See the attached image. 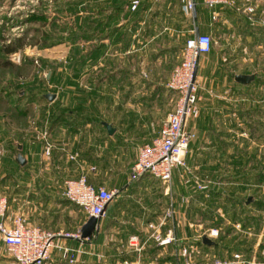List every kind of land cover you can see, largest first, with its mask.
I'll use <instances>...</instances> for the list:
<instances>
[{
	"label": "rangeland",
	"instance_id": "374dc122",
	"mask_svg": "<svg viewBox=\"0 0 264 264\" xmlns=\"http://www.w3.org/2000/svg\"><path fill=\"white\" fill-rule=\"evenodd\" d=\"M109 1L0 0V196L6 200L8 217L18 212L27 224H36L53 231L79 230L86 215L62 196V180L70 177L64 166H76L78 162L80 165H77H82V171L89 181L105 186L106 182L120 184L126 179L137 146L141 144L140 140L135 142V137L140 136V133L135 134L138 112L154 106L151 115L154 114L159 126L175 102L176 93L166 88L165 80L171 68L180 60L184 39L191 33V12L182 9L181 0H165L150 7L143 2L133 12L128 7L129 0H123L122 13L121 10L118 12L119 18L115 22L118 29L124 32V45L110 36L104 39L102 53L95 61L83 58L85 50L90 48L96 38H83L81 27L79 31L76 27L81 20H74L73 11L82 16L92 8L93 12L89 15L101 19L111 10ZM101 5L105 6L104 11H94V7L99 9ZM138 9H141V14L135 17ZM143 9L146 10L143 12ZM163 15L169 16L166 22ZM163 26L169 28L164 29ZM73 31L79 32L74 41L71 38ZM154 33L157 35L151 39L150 35ZM8 44L14 46L13 51H5ZM73 52L78 55H73ZM80 57L84 59L82 63H79ZM205 59L208 61V56ZM218 67L210 70L208 63L203 73L195 74L199 96L197 107L198 101H214L220 97L225 101L224 105L216 109L210 107L202 123L224 126L231 123L228 120L233 117L238 124L262 126L258 131L264 137V72L261 73L260 81L247 91L250 96L249 107L241 115V102L231 101L232 98L224 99L237 88L231 77V69L226 68L225 64H219ZM98 78L97 86L95 83ZM44 92L57 93L58 103L53 105L54 101L47 100L43 96ZM21 93L24 96L21 97ZM28 97L31 99L28 100ZM81 99L83 108H72ZM28 103L31 105L30 111L22 117L17 108L21 109ZM68 107L83 117L78 118L77 123H72L79 127L75 132L64 134L67 136L64 144H59L58 137L61 134L51 130V108ZM198 116L199 108L197 115L187 119V127L190 128V118L197 119ZM87 120L89 124H85ZM102 120L109 121L113 126L111 133L106 132ZM253 132L257 137L258 133ZM46 142L50 144L48 153L44 151ZM16 144H20V150ZM251 146V152L255 149L256 154L264 155L263 146L260 150L254 143ZM17 151L24 157L22 165L14 160ZM225 158V154L219 156L220 164L216 167L227 174L230 171ZM256 160H251L250 168L253 171L256 170L253 167L257 164ZM181 169L183 171L179 172L185 171L187 174L194 171L188 164L186 169ZM138 178L134 181H138ZM177 179L171 183L169 202L163 195L157 203L162 204V209L170 203L175 210L168 221L175 232L179 231L175 223L179 206ZM254 181L251 179L250 186L242 190L240 181L235 184L220 180V186L224 187L223 194L212 204L220 209L212 207L211 211H203L202 216H197L202 220L201 233L209 236L208 230L213 227L217 229V234L212 237L223 234L225 240L231 239L239 244L244 240L243 247L242 243L240 249L232 251L241 252L248 260L245 264H264V247L258 245L264 241V209L259 208L255 201L238 206L235 199L233 202L229 198L233 197L230 193L226 195L233 186L234 197L239 200L242 201L243 196L249 193L264 202V187H255ZM160 184L164 189L165 184ZM131 215L124 214L123 222L130 221ZM242 222L246 224L244 231L241 230ZM96 230L79 245L82 251L78 252L74 262H65L59 250L53 247L48 258L50 264H126L98 260ZM55 241L60 242L59 238ZM66 243L78 246V241L73 238ZM0 246V253L6 255L4 262L14 264L4 245ZM229 251L220 248L219 255L227 257Z\"/></svg>",
	"mask_w": 264,
	"mask_h": 264
},
{
	"label": "crops",
	"instance_id": "0c3cea01",
	"mask_svg": "<svg viewBox=\"0 0 264 264\" xmlns=\"http://www.w3.org/2000/svg\"><path fill=\"white\" fill-rule=\"evenodd\" d=\"M162 1L165 0H140L138 8L141 7L140 4L143 2L150 7L158 2L162 3ZM233 1L235 4H240L242 2V0ZM259 3L261 7H264V0H259ZM182 9L186 10L184 5H182ZM145 10L146 9H143V12ZM214 10L217 15L215 19H211L209 10L200 0H196L193 13H191L192 27L197 28L198 32L208 33L211 38L210 50L198 56L195 74L197 76L198 72L199 74L203 73L208 63L210 70L214 67L219 68V64H225L226 68L231 69V77L235 88H237L236 91L231 92V94L227 95L224 99L227 100L228 98H232L231 101L241 102L243 108H240L242 112L239 113L242 115L244 113L243 111L248 110L249 107L248 103L250 101V96H248L249 92L247 91L250 89L251 85H255V82L260 81L261 73L264 72V26L255 22H250L247 20L245 13L236 10L232 5H216ZM140 14L141 9H138L135 17H138ZM162 17H164V15ZM166 18H169V16L164 17L165 22ZM163 27L164 29L169 28L168 26ZM156 35L157 33H154L150 35V38L152 39ZM167 45L171 47L169 44ZM207 56L209 62L205 59ZM238 72L253 73L254 75L248 82L241 83L234 80L232 76L234 73ZM53 93V98H56L58 96L57 93ZM201 96L202 95H200V97ZM211 101L215 102V104ZM199 102L200 101H198V118H190V128L194 132V137L190 140L188 151L184 157L186 165L192 166L194 171L187 174L185 171L179 172L180 170L183 171V169H181L183 167H175L173 169L174 171H172L170 181L168 185H164V189L160 186V181L148 173L138 176V181H128L126 175V179L120 184L106 182L107 187H115L117 191L113 198L107 203L104 214L97 219L96 245L98 260L127 262L126 264H178L182 260L180 248L181 246H185L187 248V256L195 264H201L208 259V257L218 256L220 248H223L219 243L212 245V242L208 244L200 242L199 239L204 233L199 231L202 220L201 217L198 218L197 216V214L202 216L201 213L203 211H211L212 207L216 208L212 206V204L216 199L220 198L221 194H223L222 189H224L223 186H220V180L232 181L235 182V184H239L240 181L239 187L242 190L250 186L251 179L256 181V183L254 181V184H256L254 185L255 187H264V179L258 178L256 180L254 176L256 170L253 171V169L250 168L251 160L257 159L256 161H264V155L261 156V153L256 154L255 149L252 151L254 152L253 155L250 156L252 143H254V146H257L258 150H260L261 146L264 147V137L260 131H258V129L263 127H251L247 124H238L234 121L233 117H230L228 120V122L231 121V123L224 126H216L209 123L203 124V117L210 112L208 111L210 107L216 109L224 105L225 103L223 102L225 101L220 97V99L215 98L214 101L209 99L208 102H200V104ZM246 105H248L247 108L244 107ZM153 108L154 106H149L148 110L138 112V120L135 121L137 128L135 134L140 133V136L138 135L139 137H135V142L138 140H140V143L149 141L158 134L164 120L158 126V120L155 121L154 114L151 115V109ZM80 117H83V115L76 111L60 114V120L51 126V130L53 129L55 134H61V136L58 137L59 144H64V139L67 137L64 134H68L72 131L75 132L76 128L79 127H76V124L72 123H77V119ZM102 122L109 123V121L107 122L104 120H102ZM85 124H89L88 120ZM253 130L258 133L257 137L253 134ZM66 154L68 153H65V155ZM223 154L226 155L225 164L229 166L230 172L227 174L221 170L220 167H216L220 164L219 156ZM77 164L80 165L78 162ZM77 164L76 166H64L66 174H69L70 177H76L79 173L84 172L82 171V165L78 166ZM239 166L241 167L239 168ZM173 179H177L179 183V206L176 209L177 215L175 222L177 229H179L178 232H175L172 224H168L169 217H164V211L167 207L171 206L170 203L167 207L163 208L164 210L161 208V203L157 204L159 199H162L163 195L168 198L169 202ZM203 179L208 180L206 188H198L197 182ZM209 187L218 190V193L211 196L210 192L207 190ZM232 190L233 186L231 190L226 192V195L231 194V196H233L232 198L238 199V197H234V191ZM246 195L247 199L242 202L243 204H249L251 202L250 199L252 195L249 193H246L245 196ZM137 197L139 198L136 201ZM252 198L254 197L252 196ZM139 199L140 202H138ZM257 206L264 209L260 204H257ZM216 209H220V207ZM130 213L133 214L131 215V220L124 223L122 216ZM174 213L175 210L173 209V215ZM148 223H151L153 228L162 235L170 228L174 240L168 244H158L149 236L153 228L150 227ZM241 224L243 225L245 223L242 222ZM245 226L246 224L241 226L242 231H244ZM131 234L137 235L138 245H140L139 249H133L128 245V236ZM208 237L211 240L215 238L212 236ZM70 239L71 238H59L61 242H69ZM243 241L244 240L241 241V244ZM0 244L3 245L1 240ZM243 245L244 243L242 247ZM247 247L248 246H246V248ZM4 256L6 255L0 253V264H6L4 262ZM220 256L221 255L218 257ZM57 259L55 261H57ZM53 264H58V262H54Z\"/></svg>",
	"mask_w": 264,
	"mask_h": 264
},
{
	"label": "built area",
	"instance_id": "2783aa9c",
	"mask_svg": "<svg viewBox=\"0 0 264 264\" xmlns=\"http://www.w3.org/2000/svg\"><path fill=\"white\" fill-rule=\"evenodd\" d=\"M140 0H129L128 7L133 10ZM185 9L192 13L196 0H181ZM209 10L211 19L216 18V5H232L236 10L245 13L247 20L264 26V7L259 0H242L235 4L233 0H200ZM210 35L206 32H195L191 29L183 42L180 60L171 68L166 80L167 89L176 93L175 102L167 112L162 126L156 136L149 141L138 145L136 155L131 162L127 180L132 181L144 173L157 178L168 185L172 169L181 166L187 168L185 154L188 151L189 142L194 136L192 129L187 127V119L198 113L197 100L199 98L196 87L195 71L198 56L210 50ZM50 144L46 142L45 153H48ZM207 179L197 182L198 188H206ZM117 189L107 187L101 183L88 181L84 172L76 177H65L62 180V196L69 202L77 205L87 216L92 215L97 219L104 214L107 203L113 198ZM173 214L171 206L164 211V217ZM153 228L151 223H148ZM217 234L216 228H209L208 235ZM158 244H168L174 240L170 228L162 235L154 228L149 233ZM58 238H73L78 241V246L68 245L66 242H57ZM87 238V237H86ZM86 238L79 236V230L69 232L60 230H48L36 224L24 222L22 214L15 212L10 217L6 214V200L0 196V240L5 249L12 256L14 264H50L49 255L53 247H56L63 260L72 263L78 252L82 251L79 245ZM127 243L133 249H139L136 234L128 236ZM182 260L178 264H195L187 256V248L181 246ZM248 260L241 252L233 251L227 257L212 256L201 264H245Z\"/></svg>",
	"mask_w": 264,
	"mask_h": 264
},
{
	"label": "trees",
	"instance_id": "16d2710c",
	"mask_svg": "<svg viewBox=\"0 0 264 264\" xmlns=\"http://www.w3.org/2000/svg\"><path fill=\"white\" fill-rule=\"evenodd\" d=\"M80 3H81V1H80ZM109 3L111 4L110 5L111 10L108 13H106L104 15V17L101 18V19L100 18H94L93 15H89L90 12H93L92 11L93 10L92 8L85 12L87 14L82 15V16H78L76 14V12L73 11V14H74L73 15V18H74V20H77V19L78 20H81L80 25H77L76 27H77V30L78 31H79V28L81 27V30L83 31V38L89 39L91 36H95V38H96L95 39L96 41L94 43L90 44L91 45L90 48H88V49L85 50V53L82 56L83 58L88 57L89 59H92L93 61H95L98 58V56L102 53V50H103L104 45H105L104 39L105 38H109L110 36H112L114 39L120 40L122 42V45H124V42L122 41L123 38H124V36H123L124 35V32H122V30H119L118 29L117 22H115V20L119 18L118 12L121 10V13H122V9L124 7L123 6L124 2H123V0H110ZM98 4H100V3H98ZM101 4H103V3H101ZM88 5H89L88 8H90V4H88ZM72 8H74V6ZM94 8H95L94 11L98 10V12L99 11H104V9H106L105 6H102V5L99 6V9H97V7H94ZM137 8H138V5L132 11L134 12L135 10H137ZM85 10L86 9H84V11ZM123 14H125V11L123 12ZM78 31H73L72 32L71 38H72L73 41H74V38H76V36L79 34ZM13 50H14V46H12L11 44H8V45L5 46V51L6 52H10V51H13ZM73 55H78V54H76L75 52H73ZM82 57H80L79 63L80 62L81 63L83 62L84 59ZM77 60L75 62L76 64H78L77 63ZM6 64H7V62L4 63V65H6ZM72 65H74V63ZM98 81H99V78H98V80L95 83V84H97V86H98ZM68 82H69V80H68ZM70 82L72 83L73 81H70ZM46 93H48V92H44L43 93V96L47 100L54 101L53 102V105H54V103L55 104L58 103L57 102L58 101V98H57L58 96L56 98H53V99H48L47 96H46ZM49 93H53V92H49ZM22 96H24L23 93H21V97ZM30 99L31 98L28 97V100H30ZM4 100H5V98H4ZM82 100L83 99L79 100L77 102V106L72 107V108H74V109H82L83 108V106L81 105L82 104V102H81ZM30 107H31V105H30V103H28L26 105H23V107H21V109H18L17 108V111H18L19 114H21L22 117H24L30 111V109H29ZM72 108H69V107L68 108H51V112H52L51 126L54 125L58 120H60V114H63V113H66V112H74V111H76V110H74ZM251 110H253V109H251ZM88 120H90V118ZM101 123L103 124L102 121H101ZM103 126H104V124H103ZM16 148L18 150H20V148H21L20 144H16ZM17 152H19V151H17ZM253 153L254 152H251L250 156H252ZM14 160L16 162H18L15 159V157H14ZM22 164H20V165H22ZM240 167L241 166H239V168ZM253 167L256 168V171H255V174H254L255 179L256 180L258 178H263L264 179V161L263 162L257 161V164L256 165H253ZM207 190L210 192V195L211 196L218 193V190H214L213 187H209V188H207ZM229 198H231L232 200L234 199L232 197H229ZM64 199H66V198H64ZM246 199H247V195L243 198L242 201L239 200V199H235V202H237L238 205H241L242 202H244ZM250 201H252V202L255 201L256 204H260L262 207H264V202H262L260 199L252 198ZM233 202H234V200H233ZM204 213L202 212L201 215L204 214ZM243 225H245V224H243ZM243 225L241 224V226H243ZM199 240L203 244L204 243L205 244H208L206 242H203L202 241V238H200ZM211 241H212V245H216V244L219 243L221 245V247L226 248V249L230 250L231 252H233L232 251L233 249H236V250L240 249V244L239 243L232 242L231 239L225 240L223 234H220L219 237L216 236ZM258 245L260 246V248H263L264 247V241L259 242Z\"/></svg>",
	"mask_w": 264,
	"mask_h": 264
},
{
	"label": "water",
	"instance_id": "95a60500",
	"mask_svg": "<svg viewBox=\"0 0 264 264\" xmlns=\"http://www.w3.org/2000/svg\"><path fill=\"white\" fill-rule=\"evenodd\" d=\"M193 13V11H192ZM195 32L197 33L198 30L197 28H195ZM14 57V56H12ZM253 73H242V72H238V73H234L233 74V79L238 81V82H241V83H246L248 82L252 77H253ZM46 96L48 99H52L54 97V93H46ZM105 128H106V131L108 133H111V131L113 130V127L109 124V123H106V122H103ZM15 159L20 163L22 164L24 162V157L19 153L17 152L16 156H15ZM96 218L92 215H89L85 218V220L80 224L79 226V236L82 237V238H86V237H89L93 230L96 228ZM202 241L203 242H206V243H211V239L206 236L205 234L202 235Z\"/></svg>",
	"mask_w": 264,
	"mask_h": 264
}]
</instances>
